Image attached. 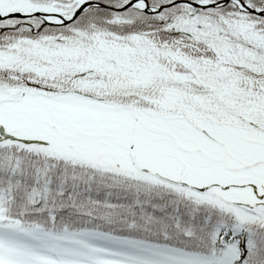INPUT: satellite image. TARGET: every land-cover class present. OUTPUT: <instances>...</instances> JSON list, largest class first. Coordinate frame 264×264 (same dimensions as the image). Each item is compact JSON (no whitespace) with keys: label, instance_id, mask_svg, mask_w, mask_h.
<instances>
[{"label":"snow or ice","instance_id":"obj_1","mask_svg":"<svg viewBox=\"0 0 264 264\" xmlns=\"http://www.w3.org/2000/svg\"><path fill=\"white\" fill-rule=\"evenodd\" d=\"M0 264H264V0H0Z\"/></svg>","mask_w":264,"mask_h":264}]
</instances>
